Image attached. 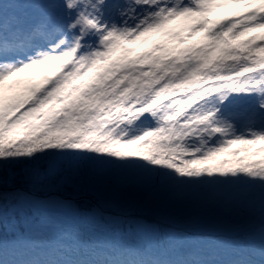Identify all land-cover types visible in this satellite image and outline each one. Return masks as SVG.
Here are the masks:
<instances>
[{"label":"snow or ice","instance_id":"6c2138e0","mask_svg":"<svg viewBox=\"0 0 264 264\" xmlns=\"http://www.w3.org/2000/svg\"><path fill=\"white\" fill-rule=\"evenodd\" d=\"M129 181L169 194L165 223L112 214ZM226 186L264 198V0H0V264H264V222L176 218Z\"/></svg>","mask_w":264,"mask_h":264},{"label":"rangeland","instance_id":"374dc122","mask_svg":"<svg viewBox=\"0 0 264 264\" xmlns=\"http://www.w3.org/2000/svg\"><path fill=\"white\" fill-rule=\"evenodd\" d=\"M240 5L223 4L213 8L208 14L209 19H215L220 16L230 15L232 12L240 9ZM199 37H192L191 40ZM243 39V37H242ZM191 40L189 42H191ZM51 65L40 66L35 69L26 70L28 75L39 78L43 72L51 70ZM12 81H5V96H10L13 92L20 91L22 85L9 88ZM233 147H241L233 145ZM239 155H244L240 153ZM258 159L259 157H254ZM148 187H136L135 184L127 183L119 186L115 190L105 191L104 195H122L120 201H125V195L130 194L135 197L137 194L146 190ZM169 194L161 191L151 198L144 207L145 210L153 209V214L165 213V209L157 203ZM152 204V205H151ZM177 219L183 220L187 230L196 232L200 229L216 228L223 233H233L241 231L244 226L249 229L259 231L262 222H264V198H262L259 187L248 188L245 192L239 193L236 189L226 186L216 194L209 191H197L188 194L181 199L177 205Z\"/></svg>","mask_w":264,"mask_h":264},{"label":"trees","instance_id":"16d2710c","mask_svg":"<svg viewBox=\"0 0 264 264\" xmlns=\"http://www.w3.org/2000/svg\"><path fill=\"white\" fill-rule=\"evenodd\" d=\"M71 192V190H69ZM161 191V188L152 186L148 187L146 190H143L139 194H137L135 197L131 196L130 194L125 195V201H120L122 195L121 193H116L114 195L109 196L108 194L106 196L114 197L118 200L115 201V203L112 204L110 211L113 215H116L120 217L123 220L128 219H145L148 221H159L160 223H165L166 221L163 219L164 214L159 213L153 214L152 210H145L142 207H144L146 204L148 205V202L151 198L154 199V196L157 195ZM81 196H85L84 193L80 194ZM88 198H91L90 196ZM152 205V204H151ZM178 220L182 221L178 218ZM21 230H23V224L20 225ZM204 232H211L212 236L214 238H219L222 240H227L230 238H243L244 236L248 234L257 235L259 234V231L254 229H249L248 227L244 226L241 231L233 232V233H223L220 230H217L216 228H208L205 229ZM190 235H196L193 233H190ZM197 236H203V235H197ZM209 236V235H204ZM36 244L38 246V250L43 253L45 249H47L51 241L46 240H38L36 241Z\"/></svg>","mask_w":264,"mask_h":264}]
</instances>
